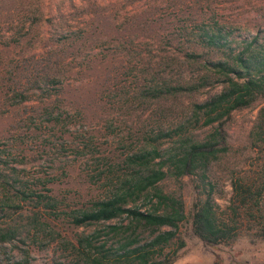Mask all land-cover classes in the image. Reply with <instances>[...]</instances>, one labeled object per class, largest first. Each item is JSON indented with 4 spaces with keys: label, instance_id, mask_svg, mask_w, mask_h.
Returning <instances> with one entry per match:
<instances>
[{
    "label": "rangeland",
    "instance_id": "374dc122",
    "mask_svg": "<svg viewBox=\"0 0 264 264\" xmlns=\"http://www.w3.org/2000/svg\"><path fill=\"white\" fill-rule=\"evenodd\" d=\"M210 19L230 28L235 42L256 36L264 43V0H0V171L15 190L23 185L59 204L54 215L28 203L21 218L10 210L20 233L0 243V264H82L72 247L78 236L97 231L109 240L110 225L128 224L124 217L75 227L64 213L100 195L91 177L98 157L116 161L129 133L154 125L155 115L166 121L185 113L191 98L142 100L139 84L147 70L166 77L182 70L171 64L182 54L176 28ZM261 105L233 112L223 126L232 151L213 167L221 208L231 190L226 165L256 162L254 154L245 161V148ZM162 187L182 195L187 216L178 230L184 247L171 264H264V242L240 237L230 247L208 246L194 236L190 176ZM13 192L0 187V200L17 203Z\"/></svg>",
    "mask_w": 264,
    "mask_h": 264
},
{
    "label": "trees",
    "instance_id": "16d2710c",
    "mask_svg": "<svg viewBox=\"0 0 264 264\" xmlns=\"http://www.w3.org/2000/svg\"><path fill=\"white\" fill-rule=\"evenodd\" d=\"M187 27L176 28L182 54L171 59L182 70L172 77L147 70L137 93L142 100L191 98L185 113L166 121L155 115L154 125L126 136L133 140L116 161L98 157L100 165L91 177L101 184L100 195L64 213L75 227L129 220L125 226L110 225L109 240L101 241L97 231L78 236L72 247L82 264H171L184 247L178 230L187 216L182 195L164 191L162 183L188 176L194 193L190 211L194 236L208 246L230 247L240 237L264 242V105L257 110L245 148V161L254 154L256 162L226 165L231 190L223 208L217 202L222 196L213 172L232 151L225 122L233 112L264 100V43L256 36L235 42L230 28L215 19ZM52 75L45 74L46 83H54ZM215 88L218 91L204 99H194ZM13 93L19 102L27 99L21 91ZM0 187L6 194L13 190L17 199L15 204H8L7 197L0 200V243L20 233L10 210L21 218L22 203L42 207L48 215L59 208L50 195L23 185L15 190L1 171Z\"/></svg>",
    "mask_w": 264,
    "mask_h": 264
}]
</instances>
